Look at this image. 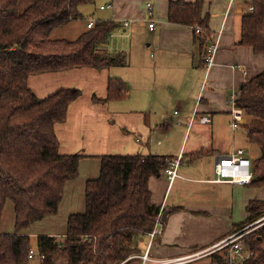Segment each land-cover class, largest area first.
<instances>
[{
    "label": "trees",
    "instance_id": "16d2710c",
    "mask_svg": "<svg viewBox=\"0 0 264 264\" xmlns=\"http://www.w3.org/2000/svg\"><path fill=\"white\" fill-rule=\"evenodd\" d=\"M20 1L0 0V225L8 200L15 212L14 230H0V264H31L30 228L58 212L66 183L79 175L83 157L78 152L62 153L56 132L82 90L62 87L40 97L29 86V77L127 63L123 50L104 47L123 25L118 21L96 19L92 28L74 40L50 37L53 29L80 16L79 7L91 0H34L23 10ZM204 2L170 0L168 19L207 29L210 14H203ZM253 4L254 11L242 15L239 42L264 53V0H253ZM196 36L204 50L208 36ZM123 87L110 82L105 100L123 94ZM235 107L237 113L243 111L250 142L260 148V154L251 159L249 185L264 187V71L243 83ZM173 159L162 154L102 155L99 175L85 185L86 208L69 214L63 239L49 233L37 236L41 264H118L143 252L161 211L151 199L149 179ZM247 210L237 227L264 216V197L251 199ZM256 231L243 238L252 254L242 264H264V226ZM224 254L213 253L210 264L223 262Z\"/></svg>",
    "mask_w": 264,
    "mask_h": 264
},
{
    "label": "crops",
    "instance_id": "0c3cea01",
    "mask_svg": "<svg viewBox=\"0 0 264 264\" xmlns=\"http://www.w3.org/2000/svg\"><path fill=\"white\" fill-rule=\"evenodd\" d=\"M116 1L122 5L116 7L112 15L90 16L86 25L89 18L111 19L121 24L130 20L127 27L132 21L142 20L148 23V28L150 21H155V28L145 29L144 33L135 30L136 27L132 32H119L118 29L112 33L104 47L123 50L127 56L125 65L102 69L76 67L34 74L28 79L29 86L40 97L62 87H78L82 90V94L69 105L66 120L56 127L60 151L83 155L79 175L67 181L65 189L74 187L82 167H87L86 170L91 172L90 177L83 180L87 182L97 177L102 155L141 153L173 156V160H181L180 177L170 182L163 169L149 179L152 201L161 206L164 212L169 210L161 230L164 238L168 239L176 233L172 230V217L177 213L191 218L190 222L197 219L199 215L193 218L194 215L187 210L206 214L203 217L208 219L207 228L197 234L194 240L182 241L183 245L178 247L168 244L165 253L152 256H179L211 246L241 228L237 226L247 217V204L251 200L244 201V190H239V196L238 192L235 193L238 187L249 184L212 180L217 156L233 153L240 148L251 159L260 154V149L258 152L248 138L243 114L241 122L235 120L236 110H233L230 101L231 94L239 91L245 81L264 71V53L255 52L252 46L239 42L242 15L247 11L249 1L241 0L230 6L229 0H205L203 14H210L207 29L221 30L217 39L218 50L210 66L204 62L205 49L196 36L194 26L168 19L170 0H141L146 2L148 12L145 14L143 7L142 17H134L140 11L129 5L136 0L108 2ZM148 2L152 4L151 9ZM71 23H67L68 27L61 33L76 32L78 38L88 29L87 26L79 28L78 24ZM56 29L52 30L51 38H63L52 36ZM121 37L130 38L128 44ZM115 81L124 85L123 94L105 100L110 82ZM193 115H196V119L192 122ZM202 115H209L212 120L201 123L199 116ZM192 134L191 149L187 152ZM206 143L209 144L208 149L204 147ZM188 153H192L190 158ZM251 188H259L257 198L264 197L263 187ZM184 194L190 196L191 200L182 204ZM241 197L239 203L246 202L245 216L232 219L230 224L227 219L230 204L234 209L237 199L241 200ZM30 232L32 235L57 234L31 229ZM208 259L210 263L211 258ZM137 260L139 263L140 260ZM129 262L132 259L123 264Z\"/></svg>",
    "mask_w": 264,
    "mask_h": 264
},
{
    "label": "rangeland",
    "instance_id": "374dc122",
    "mask_svg": "<svg viewBox=\"0 0 264 264\" xmlns=\"http://www.w3.org/2000/svg\"><path fill=\"white\" fill-rule=\"evenodd\" d=\"M34 0H21L19 3V8L20 10L25 9L28 5H30ZM108 1L110 0H91L88 3H85L83 5H81L80 8V16L74 18L71 24H78V27L80 28L82 25L83 26H87L86 25V21L87 18L90 16H95L98 17L99 15H112L113 10L116 7H121V2H111L109 3ZM249 0H245V2H247ZM146 2H142L141 0H136L134 2L129 3V5L131 6H135L138 11H140L139 13L135 14L134 17H142V12H143V7H145L144 9V13L148 14L146 6H145ZM104 4L105 6H107L105 9H101L100 5ZM111 4V5H109ZM148 7V6H147ZM134 19V18H133ZM70 21V22H71ZM68 26H62V27H58L52 36L54 37H63V38H67V39H75L77 38L76 32H72V34H64L61 33L62 31H64ZM137 30V31H145V29L149 30L150 28H148V23L144 22L142 20H135L134 22H131V25L129 27L122 25L119 32H125L127 33V31H133L132 29ZM51 37V36H50ZM124 40V43L129 42L130 38L128 37H121ZM56 39V38H54ZM61 39V38H60ZM238 114V115H237ZM243 114L242 110H236V121H240L241 122V115ZM194 134L191 135L190 137V142L187 145V152H189V150L191 149V142L193 139ZM208 143H206V146H204L206 149H208ZM253 146H255L257 148V151L259 152V146L254 143ZM189 154V158L191 157L190 155L192 153H188ZM87 167H82L81 172H80V176L78 177V179H76V181H74V187H68L67 189L64 190V194H63V198L62 201L59 205V210L56 214L54 215H50L47 216L45 219L35 222L32 226H31V231H39V232H55L57 233L56 236L58 239L62 240L63 239V234H61L62 231L66 230L67 227V220H68V216L70 213L73 212H83L86 208V204H85V182L87 177H90L89 174H91L90 171L86 170ZM66 188V187H65ZM239 189H235V193L237 194L238 192V196L240 195V191L244 190L245 191V200L247 201L248 199H254L257 198V194L260 193L259 188H251V186L247 185V186H242V187H238ZM240 190V191H239ZM264 190V187H263ZM184 199V200H182ZM203 199H205V197H203ZM191 200V197L188 195H183V198H181V202L182 204L188 203V201ZM239 201H242V197L241 200L237 199V205L234 206L233 209V205L231 206L230 204V212L228 214L227 219L229 220L230 224L232 219H240V217H244L245 213H246V202L243 201V204L239 203ZM231 209H233V213H231ZM184 212V214H189L188 212H191L194 217L197 219L195 221L190 222L191 218H189L188 216H182V213H177L179 211H176L175 213H177V215H175L174 217H172V219L174 218V221L172 223V230L173 232H176L174 234H171V236L168 237V239L164 238V234L163 232H159L155 237L152 238V255H157V254H162L165 253V250L167 249L166 246H168V244L178 247L183 245L182 241H191L194 240V238L197 237V234H199L202 230H205L207 228L206 223L208 221V219H206L205 216L206 214L197 212V211H185V210H181ZM242 219V218H241ZM14 222H15V212H14V204L11 200H8L4 209V213H3V217H2V221H1V225H0V230L1 232H12L14 230ZM164 222V220H163ZM165 226V223H163ZM167 228V227H166ZM260 227L256 232H259L261 230ZM163 230V229H162ZM38 234H33V248L35 249V257L31 258V264H41V255L39 253L38 250V243H37V238ZM149 238V237H148ZM149 241V239H148ZM146 241L144 243L145 249L147 248V242ZM144 252V251H143ZM143 252L139 253L142 254ZM138 255V254H136ZM132 262H129L128 264H134L135 261H138L137 257H135V255H133L131 257ZM140 260V259H139ZM140 262V261H139Z\"/></svg>",
    "mask_w": 264,
    "mask_h": 264
},
{
    "label": "built area",
    "instance_id": "2783aa9c",
    "mask_svg": "<svg viewBox=\"0 0 264 264\" xmlns=\"http://www.w3.org/2000/svg\"><path fill=\"white\" fill-rule=\"evenodd\" d=\"M241 0H229V5L231 6L235 2ZM111 5V4H109ZM147 5L151 9V2H148ZM108 6V5H107ZM107 6L101 5V8H106ZM248 11H254L253 0H249L247 5ZM130 23V20H125L123 25L127 26ZM95 25V20L89 18L87 22V28H92ZM149 28H155V21L152 20L149 23ZM196 33L203 35L207 34L208 44L203 53V59L207 66H210L213 61L215 54L218 50L217 39L221 30L219 31H210L199 25L195 27ZM240 95V90L231 94V103L233 105V110H236L235 103L237 97ZM235 115V114H234ZM196 115H193L192 122L195 121ZM212 120L209 115L199 116V121L201 123H208ZM237 125V122L235 123ZM180 159H175L170 162V165L165 169L168 179L170 182H173L177 177H180L179 172ZM252 160L249 158L245 150L240 148L233 153L223 154L217 156V162L215 165V176L212 178L215 182H230V183H240V184H249L252 179ZM163 208H161L160 213L157 216L155 228L149 232V241L147 243V248L142 254H135V257L140 259L139 264H210L209 257L215 252H224V261L217 262L214 264H239L240 260L243 257H248L252 254V251L248 249L244 244V236L248 233L258 230L260 227L264 226V216L248 223L247 225L233 231L228 234L226 237L217 241L211 246L204 248H199L193 250L189 253L182 254L179 256H171L165 258H154L151 254V242L152 238L155 237L163 228ZM29 256L31 258L35 257V249L32 247ZM127 260H124L118 264H123Z\"/></svg>",
    "mask_w": 264,
    "mask_h": 264
},
{
    "label": "water",
    "instance_id": "95a60500",
    "mask_svg": "<svg viewBox=\"0 0 264 264\" xmlns=\"http://www.w3.org/2000/svg\"><path fill=\"white\" fill-rule=\"evenodd\" d=\"M169 210L163 212V216H162V219L165 221L166 220V216L168 214Z\"/></svg>",
    "mask_w": 264,
    "mask_h": 264
}]
</instances>
